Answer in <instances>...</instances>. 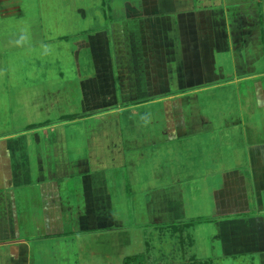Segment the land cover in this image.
<instances>
[{"label":"crops","instance_id":"crops-1","mask_svg":"<svg viewBox=\"0 0 264 264\" xmlns=\"http://www.w3.org/2000/svg\"><path fill=\"white\" fill-rule=\"evenodd\" d=\"M23 3L0 0V19H18ZM134 4L125 7L131 16L156 17L149 19L151 23L146 18L145 24L139 23L140 18L125 22L123 38L120 29L114 35L113 45L119 47L115 62L126 65L122 71L114 70L112 83L94 81L87 91L83 85V94L91 97L84 102H96V109L80 120L87 123L88 129L89 121L98 120L96 129L85 138V152L77 138L66 135L62 121L37 126L29 120L20 128L15 127L19 119L13 117L19 115L21 104L0 109L8 114L12 125L0 136V264H66L70 258L64 249L71 241L73 251L68 253L73 254L72 263L84 264L86 238L94 244L87 249L93 255L102 254L110 261L111 249L104 248L111 241L112 247L119 246L118 251L125 254L132 235L117 202L128 205L129 193L122 191L118 178L112 175L115 171L122 175L124 167L130 179L127 184L123 179L125 188L144 186L134 192L145 191L148 223L176 224L185 218L184 188L171 170L165 180L158 142L135 135L124 140L118 115L125 108L131 109L133 103L147 99L149 104L163 102L171 139L189 136V129L200 120L191 118V110L186 118H176V106L195 105L180 104L188 94L252 82L254 90L250 94L255 95L259 107H264V0H134ZM132 30L147 31L146 38L137 33L142 37L138 41L141 51L132 42ZM126 36L131 39H124ZM182 85L186 91L180 89ZM106 97L109 107L98 115L106 105L99 104ZM1 118L6 121L3 115ZM202 122L213 127L209 120L203 118ZM131 125L139 126L135 122ZM225 125L243 128L244 123L238 117L226 120ZM249 126L256 137L246 130L242 138L250 140V174L238 169L221 171L224 184L214 191L217 211L212 238L213 247L217 248L218 240L224 255L258 253L264 264V217L255 212L264 209V118L257 115ZM39 128L44 134L37 132ZM149 143L157 152L152 153L156 158L152 165L156 178L152 180L145 176L142 179L139 173L142 160L148 157L147 150L141 148ZM251 211L255 214L249 215ZM192 224L185 222L186 227ZM185 225L175 228L173 234L179 239ZM187 241L192 246L193 240ZM180 243L184 247V242Z\"/></svg>","mask_w":264,"mask_h":264},{"label":"rangeland","instance_id":"rangeland-1","mask_svg":"<svg viewBox=\"0 0 264 264\" xmlns=\"http://www.w3.org/2000/svg\"><path fill=\"white\" fill-rule=\"evenodd\" d=\"M131 2L134 4V0H24L23 13L18 19H0V109L10 107L16 102L21 104L19 115L13 117V120L19 119L15 124L20 122L15 127L19 125L22 128L30 121L36 122L37 126L62 121L66 135L70 139L77 138L83 145V151H86L85 138L97 126L98 120L89 121V129L87 123L80 120L91 115L92 109H96V102H84L91 97L88 93L83 94V85L85 84L87 91L94 81L101 84L112 83L114 70L122 71L126 65L115 62L114 54L119 47L113 45L114 35L120 29V37L123 38L125 22L140 18L139 23L145 24L146 18L151 23L153 20L149 19L156 17L131 16L125 8ZM146 32H130L132 42L138 45L139 51L142 47L138 41L142 37L137 33H142L143 38H146ZM124 39L129 41L131 37L126 36ZM217 65L221 64L218 62ZM214 82L215 80L209 83ZM180 89L186 91L183 85ZM253 90L252 82H242L239 85L232 83L186 95L180 104L191 102L195 105H182L183 108L176 106V118H186V113L191 110V118L200 120L197 126L189 129V136L183 138L171 139L166 127L167 116L163 102L149 104L151 101L148 99L139 100L138 104H131V109L125 108L118 115L124 140L135 135L158 142V155L165 163V180L170 177L168 175H171V170L184 188L186 216L176 224L148 223L145 191L134 192L135 188L144 186H126V190L122 184L123 179L126 184L130 181L126 167L122 168V175L115 171L112 175L118 178L122 191L129 193L128 205L122 206L119 202L117 205L121 212H125L132 243L126 245L125 254L118 251L119 246L112 247L113 241L105 245L108 247L105 250H112L109 261L102 254H91L87 249L94 244H89L91 239L86 238L83 240L86 248L84 264H126L128 256L123 259L124 255L136 254L139 255V261L127 264H263L262 256L258 253L224 255L218 240L217 248L213 247L212 238L215 231L213 221L216 220L214 214L217 211L214 191L224 184L221 171L238 169L250 174L247 143L250 140L242 138L247 132L242 133L248 130L253 137L254 130L249 126L250 122L257 115L264 118V107H259L255 95L250 94ZM107 97L105 102L99 104L101 107L106 105L103 109L99 108L101 110H98V115L109 107ZM83 102L84 108L81 107ZM194 108L196 111L192 110ZM1 115L5 117V122ZM238 117L244 123L243 128L240 125H225L226 120L231 121ZM203 118L212 122L213 127L204 124ZM132 122L139 126L132 127ZM247 126L248 129L245 128ZM10 128L12 125L8 123V114L0 112V136L10 131ZM210 128L213 130L210 131ZM37 132L44 134L41 128ZM141 149L147 150L148 157L140 164L142 169L139 173L143 174L140 176L142 179L145 176L152 180L156 178L152 173V165L155 166L156 163L152 153H157L156 149L150 143L143 145ZM142 179L141 182H144ZM154 187L157 186H149L150 189ZM255 212L264 217V209ZM255 212L251 211L249 215ZM186 221H192L193 224L186 227ZM184 225L186 228L182 239H179V235L173 233L175 228L182 229ZM112 237L116 238V235ZM106 238L110 239V235ZM188 238L193 240L192 246L188 244ZM92 241L97 244L96 239ZM180 241L184 242V247ZM99 245L103 247L102 243ZM73 246L71 241L64 249L70 258L66 264H75L72 263L73 254L68 253L73 251Z\"/></svg>","mask_w":264,"mask_h":264},{"label":"trees","instance_id":"trees-1","mask_svg":"<svg viewBox=\"0 0 264 264\" xmlns=\"http://www.w3.org/2000/svg\"><path fill=\"white\" fill-rule=\"evenodd\" d=\"M126 264L127 263H132L133 261H139V255H132V256H128L127 258H126Z\"/></svg>","mask_w":264,"mask_h":264}]
</instances>
